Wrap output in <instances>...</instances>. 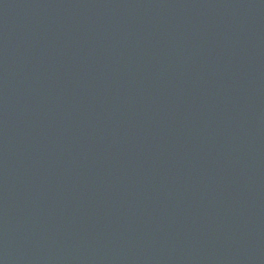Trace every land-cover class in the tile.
I'll use <instances>...</instances> for the list:
<instances>
[{"label":"water","instance_id":"obj_1","mask_svg":"<svg viewBox=\"0 0 264 264\" xmlns=\"http://www.w3.org/2000/svg\"><path fill=\"white\" fill-rule=\"evenodd\" d=\"M0 264H264V0H0Z\"/></svg>","mask_w":264,"mask_h":264}]
</instances>
